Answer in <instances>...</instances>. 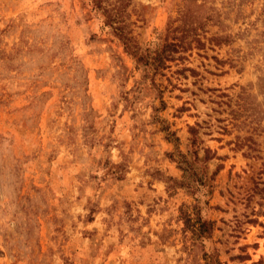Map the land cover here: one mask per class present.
I'll return each mask as SVG.
<instances>
[{
	"label": "rangeland",
	"instance_id": "obj_1",
	"mask_svg": "<svg viewBox=\"0 0 264 264\" xmlns=\"http://www.w3.org/2000/svg\"><path fill=\"white\" fill-rule=\"evenodd\" d=\"M117 1L151 47L184 2ZM194 1L215 16L180 64L196 73L171 63L160 95L90 0H0V264L201 262L182 246L194 196L167 190L181 171L155 114L183 152L196 124L214 152L212 193L196 194L216 221L207 244L264 264V0Z\"/></svg>",
	"mask_w": 264,
	"mask_h": 264
},
{
	"label": "trees",
	"instance_id": "obj_2",
	"mask_svg": "<svg viewBox=\"0 0 264 264\" xmlns=\"http://www.w3.org/2000/svg\"><path fill=\"white\" fill-rule=\"evenodd\" d=\"M90 1L93 7L101 12L104 25L110 28V34L122 43L124 51L134 59L136 65L142 67L145 77L150 78L158 94L161 95L167 86L156 81L155 77L164 74V71L171 67V63L177 65L175 73L182 74L188 70L196 73L193 68L180 66V64L185 59L187 51L194 47L204 48L205 46V42L201 38V32L204 31L209 22L214 20L215 16L201 10L202 7H205L204 3L197 4L193 0H184L178 15L167 20L162 41L151 47L147 44L146 46L140 45L128 28L129 23L126 21L121 1ZM262 11H264V6ZM222 37L224 40L228 39L227 35H215L209 37L208 41L222 40ZM168 80L171 84V80L169 78ZM162 105L165 106L163 100ZM163 106L160 107V110L164 108ZM157 111H159V108H154V112ZM153 120L160 124L159 130L165 133V138L173 142L174 150L168 152L167 157L181 171L180 178L165 177L167 190L174 191L177 188H183L194 196L195 203L183 204L179 208V219L183 223L181 228L183 249L188 251L197 245L202 246L201 262L195 264H224L220 259L218 247L207 244L208 241L213 242L212 237L216 229V221L201 214L203 206H200V197L196 195L197 193L202 195L205 192L207 195L212 193V182L217 170L208 175L206 164L214 157V152L209 147L204 146L203 140L199 139L197 124L188 126V146L187 150L183 152L179 148L180 139L176 131L171 130L170 124L166 123L165 119L158 114L153 116ZM200 151L203 152L202 157L199 155ZM189 155H192V158H189ZM116 167L118 168V166ZM235 257L245 260L249 258V255L244 253Z\"/></svg>",
	"mask_w": 264,
	"mask_h": 264
}]
</instances>
